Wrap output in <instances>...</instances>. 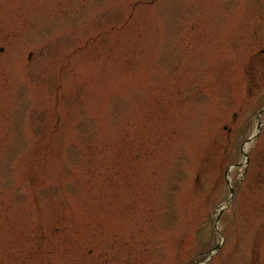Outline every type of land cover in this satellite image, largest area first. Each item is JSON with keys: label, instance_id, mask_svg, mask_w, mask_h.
Instances as JSON below:
<instances>
[{"label": "rangeland", "instance_id": "374dc122", "mask_svg": "<svg viewBox=\"0 0 264 264\" xmlns=\"http://www.w3.org/2000/svg\"><path fill=\"white\" fill-rule=\"evenodd\" d=\"M0 264H264V0H0Z\"/></svg>", "mask_w": 264, "mask_h": 264}, {"label": "flooded vegetation", "instance_id": "af4514ba", "mask_svg": "<svg viewBox=\"0 0 264 264\" xmlns=\"http://www.w3.org/2000/svg\"><path fill=\"white\" fill-rule=\"evenodd\" d=\"M263 53V51H261Z\"/></svg>", "mask_w": 264, "mask_h": 264}, {"label": "bare ground", "instance_id": "6f19581e", "mask_svg": "<svg viewBox=\"0 0 264 264\" xmlns=\"http://www.w3.org/2000/svg\"><path fill=\"white\" fill-rule=\"evenodd\" d=\"M247 147V146H246Z\"/></svg>", "mask_w": 264, "mask_h": 264}]
</instances>
